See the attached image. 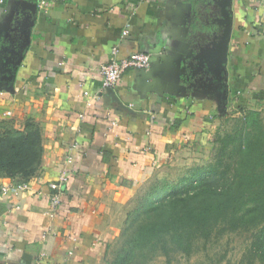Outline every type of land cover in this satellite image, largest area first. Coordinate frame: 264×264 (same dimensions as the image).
<instances>
[{"label":"crops","instance_id":"crops-1","mask_svg":"<svg viewBox=\"0 0 264 264\" xmlns=\"http://www.w3.org/2000/svg\"><path fill=\"white\" fill-rule=\"evenodd\" d=\"M224 1L0 0V133L32 121L43 148L30 188L0 191V264H109L117 214L141 186L262 112L264 1H228L221 80L203 59ZM131 52L149 53L151 67L104 89L101 66ZM15 181L0 175V189Z\"/></svg>","mask_w":264,"mask_h":264},{"label":"trees","instance_id":"trees-1","mask_svg":"<svg viewBox=\"0 0 264 264\" xmlns=\"http://www.w3.org/2000/svg\"><path fill=\"white\" fill-rule=\"evenodd\" d=\"M237 121L217 136L213 158L176 185L184 183V189L164 197L158 194L165 189H155L136 209L147 216L138 221L129 215L134 231L115 264L145 249L169 255L174 248L190 255L198 239L237 232H253L254 253L264 260V121L258 110ZM40 132L31 121L24 131L0 133V175L16 182L35 175L43 153Z\"/></svg>","mask_w":264,"mask_h":264},{"label":"rangeland","instance_id":"rangeland-1","mask_svg":"<svg viewBox=\"0 0 264 264\" xmlns=\"http://www.w3.org/2000/svg\"><path fill=\"white\" fill-rule=\"evenodd\" d=\"M261 114L264 121V108ZM232 123L227 128L228 131L237 126L238 121ZM214 147L209 153L192 150L186 157L174 158L169 166L141 186L135 196L122 206V212L117 214L119 221H115L119 224V232L112 242L109 264H115L117 254L128 246V239L135 227L134 224L132 227L129 226V215H133V220L137 219L138 221L146 217L147 214L142 212V209H138V211L136 209L155 189H165L162 194H158V197L168 196L175 191L179 192L184 189V183L179 187L176 185L182 178L190 176L196 166L210 161L214 155ZM166 186L168 187L166 188ZM254 239L253 232L227 233L211 240L198 239L195 241L194 249L190 255L174 248L169 255L157 250H137L125 264H264L260 255L254 253Z\"/></svg>","mask_w":264,"mask_h":264},{"label":"built area","instance_id":"built-area-1","mask_svg":"<svg viewBox=\"0 0 264 264\" xmlns=\"http://www.w3.org/2000/svg\"><path fill=\"white\" fill-rule=\"evenodd\" d=\"M35 2L38 6L48 7L53 2H68L69 0H28ZM264 1V0H262ZM124 35L128 34V30H124ZM152 65L151 55L145 52H131L121 59H112L101 66L102 85L104 89L113 88L122 75L130 68L147 70ZM67 176L63 174L58 183L51 184V188L56 190L50 196V203L56 207L61 200V185L67 182ZM29 182H13L8 185H3L0 189L1 193L7 197H18L26 192L30 186ZM38 264H42V259L38 260Z\"/></svg>","mask_w":264,"mask_h":264},{"label":"water","instance_id":"water-1","mask_svg":"<svg viewBox=\"0 0 264 264\" xmlns=\"http://www.w3.org/2000/svg\"><path fill=\"white\" fill-rule=\"evenodd\" d=\"M229 0H225L223 2V15L224 19L222 23L224 25V29L222 35L220 36V40H215L213 42V46L208 48L203 55V59L209 64L212 71L217 73L218 79L221 80L222 72L225 71V63L227 60V50L229 47V39L231 35V27H232V20H231V13L229 8H227ZM109 92L113 91L112 88L108 89Z\"/></svg>","mask_w":264,"mask_h":264}]
</instances>
